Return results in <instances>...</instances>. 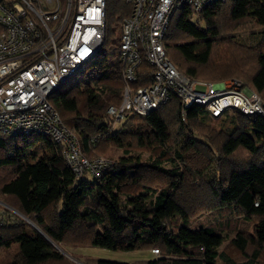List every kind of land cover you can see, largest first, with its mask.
Wrapping results in <instances>:
<instances>
[{"label":"trees","instance_id":"obj_1","mask_svg":"<svg viewBox=\"0 0 264 264\" xmlns=\"http://www.w3.org/2000/svg\"><path fill=\"white\" fill-rule=\"evenodd\" d=\"M130 12L124 0H106L103 46L115 44L117 51ZM164 45L186 76L237 78L264 105V0H225L198 13L182 8ZM103 46L91 64L106 60ZM123 70L116 58L92 81L63 83L49 97L86 157L120 148L138 153L107 157L111 165L97 180L77 177L63 145L51 138L0 131V200L37 227L17 216L12 226L0 225V249L16 245L5 264H78L55 243L159 250L132 261L85 255V264H264V117L236 113L234 131L216 130L201 123V105L185 108L173 97L114 131L108 108L120 103ZM152 72L144 60L138 85L151 84ZM36 140L51 141L52 153L26 163L24 150ZM202 215L207 222L192 228Z\"/></svg>","mask_w":264,"mask_h":264},{"label":"built area","instance_id":"obj_2","mask_svg":"<svg viewBox=\"0 0 264 264\" xmlns=\"http://www.w3.org/2000/svg\"><path fill=\"white\" fill-rule=\"evenodd\" d=\"M124 1L131 12L121 25L116 55L125 84L121 103L108 108L111 118L120 123L131 115H147L173 97L185 108L201 105L214 119L230 113L264 115L258 93H244L239 79L220 84L191 79L166 54L164 39L176 11L188 7L198 13L225 0ZM105 17L106 0H0V131L49 137L62 144L66 163L79 177L87 172L98 178L111 162L83 154L49 97L93 61L105 41ZM144 60L153 72L152 83L142 86L137 69ZM12 220L0 208V225Z\"/></svg>","mask_w":264,"mask_h":264},{"label":"rangeland","instance_id":"obj_3","mask_svg":"<svg viewBox=\"0 0 264 264\" xmlns=\"http://www.w3.org/2000/svg\"><path fill=\"white\" fill-rule=\"evenodd\" d=\"M102 49L104 51H106V53L104 55V59H106V60H101V59L98 60L97 65L91 64V63L85 64L83 67L84 69L79 71V72H81V74L77 73V75H75V76L73 75V77H70L69 79H67L63 83L65 85L66 84L71 85V84L76 83V81L79 80V78L81 80L90 82V81H92L93 77L95 78L97 73H103L109 66H111L115 62V59L117 58V55H116L117 51L115 49V44H111L110 46H107V47L103 46ZM230 78L231 77L225 78V79H230ZM235 79H237V78H235ZM223 80L210 81V82H214V84H220L221 81H223ZM204 81H207V80H204ZM63 83H60L58 85V87ZM243 87H244V89H242V91L244 93H246L247 95H250L251 91H253V90L249 89L248 87H245V86H243ZM259 97L263 101V99L260 95H259ZM120 103H121V97H120ZM115 106H117V105H115ZM240 114H242V113H240ZM245 115L246 116L261 115L264 117V115H262V114H251V115L245 114ZM108 117L112 121V124L114 125L113 126L114 131H117L121 125L125 124L130 119L131 116L125 118L120 123L116 122L113 118H111L110 115H108ZM200 121L203 125L212 127L216 130L234 131L239 126V117L236 113H230V115H226L223 118L221 117V118H215V119L210 118L207 115H203L200 117ZM62 123H63V121H62ZM248 132L250 134H252V130H250ZM30 136H34V135H30ZM51 147H52L51 141L48 143H43L42 141L36 140L31 148L24 150V152L27 153L25 162L31 163L33 161H37V160H40L42 158H45L46 156H48L52 153ZM107 153L108 154H105L102 157H105V158L108 157L109 158V157H115L116 156L120 159H124L127 157H130V158L136 157L138 154V153H131L129 155H125L121 148L120 149H109V151ZM97 157H101V156L95 155V156H93V158H90V159H94ZM85 173L84 174L86 175V178L89 180H92V179L97 180L100 178V176H98V178H96V177H92L91 175L87 174V172H85ZM84 174L81 175L80 178L82 176L84 177L85 176ZM76 175H77V177H79L77 173H76ZM0 208H4L8 214H11L14 217L17 216V217L22 218L24 221H26V223H29L32 227L37 229L36 225L29 218L25 217L20 212L16 211L14 208L3 203L1 200H0ZM14 222H15V219L13 218V220L10 223L6 222L5 225H9V226L11 225L12 226L14 224ZM198 222H207V217L205 215L196 217L194 219V221L192 222L191 227L196 229L198 227V225H196ZM7 229H9V228H7ZM15 246H16L15 244H12L10 249H7V248L6 249H0V264H5V261L3 259H5L7 256L10 255V252L14 249ZM55 248L58 249L65 257H67L71 261L76 262L78 264H85L84 261L82 260V257L85 255L96 256V257H100L103 259L118 260V261L140 260V259L148 258L149 256L153 255L151 251L122 252V251L104 249V248H99V247H89V246L65 245V247H64V246H60L56 243H55Z\"/></svg>","mask_w":264,"mask_h":264},{"label":"bare ground","instance_id":"obj_4","mask_svg":"<svg viewBox=\"0 0 264 264\" xmlns=\"http://www.w3.org/2000/svg\"><path fill=\"white\" fill-rule=\"evenodd\" d=\"M61 85H62V84H61ZM61 85H60V86H61Z\"/></svg>","mask_w":264,"mask_h":264}]
</instances>
